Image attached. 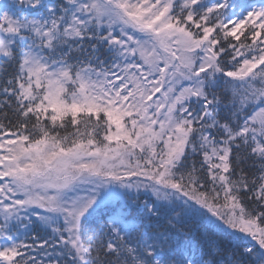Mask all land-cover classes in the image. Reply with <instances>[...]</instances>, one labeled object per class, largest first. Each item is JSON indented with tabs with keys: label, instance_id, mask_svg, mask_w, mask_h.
I'll return each mask as SVG.
<instances>
[{
	"label": "snow or ice",
	"instance_id": "obj_1",
	"mask_svg": "<svg viewBox=\"0 0 264 264\" xmlns=\"http://www.w3.org/2000/svg\"><path fill=\"white\" fill-rule=\"evenodd\" d=\"M0 264H264V0H0Z\"/></svg>",
	"mask_w": 264,
	"mask_h": 264
}]
</instances>
